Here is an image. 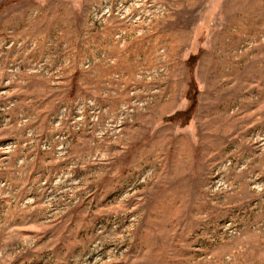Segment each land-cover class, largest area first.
I'll return each instance as SVG.
<instances>
[{"label":"rangeland","instance_id":"374dc122","mask_svg":"<svg viewBox=\"0 0 264 264\" xmlns=\"http://www.w3.org/2000/svg\"><path fill=\"white\" fill-rule=\"evenodd\" d=\"M0 264H264V0H0Z\"/></svg>","mask_w":264,"mask_h":264},{"label":"trees","instance_id":"16d2710c","mask_svg":"<svg viewBox=\"0 0 264 264\" xmlns=\"http://www.w3.org/2000/svg\"><path fill=\"white\" fill-rule=\"evenodd\" d=\"M192 110H193V108L190 109V113H192ZM190 113H189V114H190ZM173 119H174V118L166 119L165 122H171V121H173Z\"/></svg>","mask_w":264,"mask_h":264}]
</instances>
